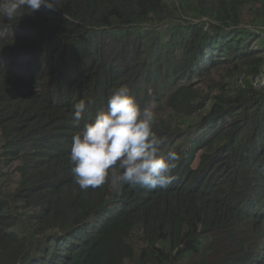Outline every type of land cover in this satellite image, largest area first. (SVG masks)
I'll use <instances>...</instances> for the list:
<instances>
[{"label": "trees", "instance_id": "obj_1", "mask_svg": "<svg viewBox=\"0 0 264 264\" xmlns=\"http://www.w3.org/2000/svg\"><path fill=\"white\" fill-rule=\"evenodd\" d=\"M59 9L0 16V264H264V0ZM138 82L175 180L82 190L72 105Z\"/></svg>", "mask_w": 264, "mask_h": 264}, {"label": "clouds", "instance_id": "obj_2", "mask_svg": "<svg viewBox=\"0 0 264 264\" xmlns=\"http://www.w3.org/2000/svg\"><path fill=\"white\" fill-rule=\"evenodd\" d=\"M59 5L60 0H0V16L12 21L23 9L34 15L41 6L56 12ZM263 81L261 75L256 84ZM135 88L143 89V98H136L130 87L122 84L111 90L107 102L80 99L72 105L70 123L77 132L72 137L69 160L73 180L82 190L96 189L106 182L116 190L124 185L159 190L175 180L181 156L175 150L165 152L167 137L154 130L157 114L154 106L147 104L153 101V85L138 82ZM50 99L54 104L59 102L53 92ZM93 223L96 228L98 223Z\"/></svg>", "mask_w": 264, "mask_h": 264}, {"label": "rangeland", "instance_id": "obj_3", "mask_svg": "<svg viewBox=\"0 0 264 264\" xmlns=\"http://www.w3.org/2000/svg\"><path fill=\"white\" fill-rule=\"evenodd\" d=\"M246 29H249L248 27H246ZM250 30V29H249ZM258 80V79H257ZM257 80H256V83H257ZM151 92H153V91H151L150 90V96L152 95V93ZM200 155H201V151L198 153V156H197V159H196V161H195V163H194V166H196L198 163H199V158H200ZM13 181H15V179H13ZM0 224H6V222H0ZM246 236V235H245ZM247 237V236H246Z\"/></svg>", "mask_w": 264, "mask_h": 264}]
</instances>
